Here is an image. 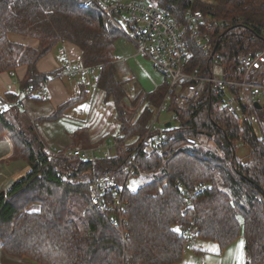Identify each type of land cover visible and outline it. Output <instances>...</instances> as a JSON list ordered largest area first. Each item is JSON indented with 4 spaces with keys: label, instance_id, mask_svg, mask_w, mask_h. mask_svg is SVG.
I'll list each match as a JSON object with an SVG mask.
<instances>
[{
    "label": "trees",
    "instance_id": "obj_1",
    "mask_svg": "<svg viewBox=\"0 0 264 264\" xmlns=\"http://www.w3.org/2000/svg\"><path fill=\"white\" fill-rule=\"evenodd\" d=\"M154 1L177 24L183 23L189 9L199 10L209 23L203 29L213 45L219 41L214 56L228 70L238 65L241 55L264 48V0ZM9 33L35 39L38 45L12 42ZM124 36L83 0H0V73L26 68L19 82L21 95L7 93L4 98L18 103L25 91L53 79L57 71L39 72L36 64L69 42L81 50L79 66L96 71L94 91L114 108L117 127L103 136L102 143L120 134L110 157H98L94 165L63 154L49 161V142L35 122L18 120L17 127L6 108L0 109V138L6 136L13 155L29 167L0 188L2 252L36 264H179L185 252L184 231L192 229L196 240L216 242L221 250L238 239L243 226L244 264H264V139L211 93L187 110L170 103L175 120L164 128V143L151 150L141 147L167 81L151 91L130 94L131 80H117L113 56L116 41ZM189 51V69L206 73L211 51L205 53L193 44ZM88 93L80 84L78 95L59 104L47 118L60 119ZM26 99L43 102L35 96ZM10 106L18 119L19 104ZM260 116L264 124V113ZM23 125L26 128H20ZM71 133L68 147L92 145L82 128ZM187 136L196 137L200 144L186 145ZM239 145L249 148L247 159L236 155ZM158 148L164 150L162 155ZM132 157L136 167L130 169ZM90 168L124 182L123 221L111 194L105 206L91 204L89 185L83 181ZM132 175L152 179L131 190ZM200 184L205 188L187 204L184 191Z\"/></svg>",
    "mask_w": 264,
    "mask_h": 264
},
{
    "label": "built area",
    "instance_id": "obj_2",
    "mask_svg": "<svg viewBox=\"0 0 264 264\" xmlns=\"http://www.w3.org/2000/svg\"><path fill=\"white\" fill-rule=\"evenodd\" d=\"M85 4L95 6L111 23L123 32L128 41L136 48V54H144L154 67L166 76L167 89L162 97L156 113L141 140L140 146L146 150L160 147L165 141L164 128L166 123H172L175 116L169 111L170 103H176L181 110H187L197 104L206 94L214 93L220 96V103L228 112L247 121L256 136L264 139V124L260 113H264V48L239 57L238 65L232 70L222 67L219 72L212 68L218 66L213 51L210 35L203 29L209 27L205 16L199 10L189 9L182 24H177L154 0H83ZM201 47L205 53L211 51L206 73L198 69H189L191 53L189 45ZM221 64V63H220ZM95 72L93 67H83L67 60L63 74L66 77H87ZM130 80L134 78L129 76ZM46 85V84H45ZM45 85L25 91L20 99L35 96L45 101L48 99L44 90ZM129 86L130 83L127 82ZM18 102V101H17ZM256 103L259 108L256 107ZM12 103L0 98V109H5ZM162 113L169 114V118L160 119ZM84 114V111H81ZM108 140L99 147H75L66 150L48 149V160L63 154L76 156L81 160H90L95 164L98 157L108 159L115 149V138ZM186 145L197 146L199 140L194 136L185 138ZM162 155L164 150L157 149ZM245 156V155H244ZM242 157V156H240ZM248 156L243 157L247 159ZM130 169L136 167L134 158L128 161ZM85 182L89 185V199L92 205L103 207L111 194V200L117 210L119 221H123L121 212L124 203L121 189L124 182H119L113 175H100L90 168L83 173ZM205 185H198L193 190H185L187 204L191 198ZM184 238V250L192 249L196 240L193 230L188 229L181 233Z\"/></svg>",
    "mask_w": 264,
    "mask_h": 264
},
{
    "label": "rangeland",
    "instance_id": "obj_3",
    "mask_svg": "<svg viewBox=\"0 0 264 264\" xmlns=\"http://www.w3.org/2000/svg\"><path fill=\"white\" fill-rule=\"evenodd\" d=\"M126 39L125 36L120 37L115 43L113 52L117 80L125 81L126 79H129V76L134 78L131 80V88L133 91L130 94H138L140 91H151L158 85H161L166 80V76L158 71L144 54L134 55V53H136V48L133 46L134 44L131 42L129 43ZM127 59L128 61H126ZM217 65L218 66L212 65V68L219 72L223 66L219 62ZM96 74L95 71L90 73L87 77L75 76L71 79H63L64 83L68 86V90L71 92L70 94L72 97L78 95V86L80 84L86 86L89 94L87 97V103L81 101L75 104L66 111L64 116L60 119L50 121L47 116L51 114L56 107L53 106L52 103H42L38 107L39 113L36 114L35 117L31 115L32 119L26 116L27 113L22 111L21 108L18 109V119L10 117L8 112L7 116L10 122L17 127H19L17 125L19 124L17 123L18 120L23 124L27 121L26 119L30 122H38L37 126H39L38 129L40 130L43 139L49 142L48 149L66 150L72 148L68 147L70 145L68 142L72 134L71 132L77 128H82V132L87 133L90 136L89 140L92 145L89 147L103 146V136L106 133L110 135L111 132H114L117 125L114 119L113 105L111 103H106L103 100L102 93L94 91V79ZM81 111H84V114H81ZM163 118H169V114L162 113L160 119ZM20 128H26V125H23ZM64 147L66 148L63 149ZM248 152L249 148L247 146L239 145L236 155L244 156L245 154H248ZM243 156L240 158L243 159ZM151 179L152 177L150 176L132 175L128 181V188L135 190ZM83 181H85V179ZM242 243L243 226L240 236L234 244H231V246H227V248L220 250L216 242L198 239L194 243L196 250L191 251L188 254L194 252L203 255L197 261H193L197 264L198 262L203 264H242L239 257ZM232 245L237 246L235 248V246ZM8 258L10 259L6 264H36L26 259Z\"/></svg>",
    "mask_w": 264,
    "mask_h": 264
},
{
    "label": "crops",
    "instance_id": "obj_4",
    "mask_svg": "<svg viewBox=\"0 0 264 264\" xmlns=\"http://www.w3.org/2000/svg\"><path fill=\"white\" fill-rule=\"evenodd\" d=\"M8 38L12 42L20 43L30 47H36L38 45L37 40L19 34L9 33ZM128 42L130 43V41ZM134 55L138 54L134 53ZM80 56V48H78L72 43L63 42L55 49L48 52L37 62L36 68L39 72L48 73L57 71L58 74L45 85L44 90L48 97L47 100L43 102H38L32 99H20L21 104L19 105V108H21L22 111H25L27 113L26 116H28L29 118H31V115L35 117L36 114L39 113L38 107L42 103H52L53 106L57 107L59 104L64 103L72 97L70 94L71 92L68 90V86L64 83L63 79H71L74 77H66L63 74L64 65L67 60H70L75 65H79ZM126 61H128V59ZM25 72L26 68L24 66H21L14 71L0 73V98L3 99L7 93L21 95L19 90V82L23 79ZM87 102L88 98L84 100V103ZM10 107L11 108L7 106L6 110L7 112H9L10 117L14 118L16 115L14 107ZM35 124L38 125L36 122ZM37 127L39 128V126ZM28 169V165L23 160L18 159L13 155L12 147L8 138L6 136L0 138V188L5 189L8 185H10L11 182L23 176L28 171ZM232 244H234V242ZM229 246H231V244ZM232 246H235L236 248L237 245ZM195 250V245L193 244L191 250L184 252L182 261L179 264H197L193 261H197L203 255H200L199 253L196 254L194 252L188 254L189 252ZM239 257L242 264H244L245 260L243 243L241 245ZM9 259L10 258H8V256H6L0 248V264H6ZM198 264L203 263L198 262Z\"/></svg>",
    "mask_w": 264,
    "mask_h": 264
},
{
    "label": "water",
    "instance_id": "obj_5",
    "mask_svg": "<svg viewBox=\"0 0 264 264\" xmlns=\"http://www.w3.org/2000/svg\"><path fill=\"white\" fill-rule=\"evenodd\" d=\"M218 44H219V41L217 40V41L215 42V44H214V47H213V51H212V53H214V51H215V49L217 48ZM256 107L259 108V105H258L257 103H256ZM168 126H170V123H169V122L166 123V127H168ZM1 193H4V191H1Z\"/></svg>",
    "mask_w": 264,
    "mask_h": 264
},
{
    "label": "snow or ice",
    "instance_id": "obj_6",
    "mask_svg": "<svg viewBox=\"0 0 264 264\" xmlns=\"http://www.w3.org/2000/svg\"><path fill=\"white\" fill-rule=\"evenodd\" d=\"M176 231H179L178 229Z\"/></svg>",
    "mask_w": 264,
    "mask_h": 264
}]
</instances>
